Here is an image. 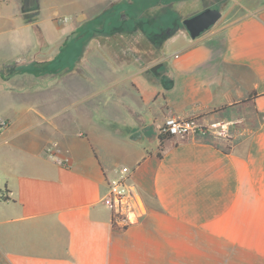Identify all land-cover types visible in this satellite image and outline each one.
Instances as JSON below:
<instances>
[{
	"label": "crops",
	"instance_id": "obj_1",
	"mask_svg": "<svg viewBox=\"0 0 264 264\" xmlns=\"http://www.w3.org/2000/svg\"><path fill=\"white\" fill-rule=\"evenodd\" d=\"M125 1L0 2V264H170V234L264 264V6L161 47L126 45L121 27L79 36ZM169 115L224 123L225 136L159 152ZM122 167L153 232L112 222Z\"/></svg>",
	"mask_w": 264,
	"mask_h": 264
},
{
	"label": "rangeland",
	"instance_id": "obj_2",
	"mask_svg": "<svg viewBox=\"0 0 264 264\" xmlns=\"http://www.w3.org/2000/svg\"><path fill=\"white\" fill-rule=\"evenodd\" d=\"M119 4L117 2L111 3L108 9L106 8V12H102L100 16L95 17L84 26H88L91 30L99 32V28L112 26L117 23L115 19L113 22L114 15L110 16V12H107L109 9H111V12H115L116 16L124 14L125 19L123 21L125 23H121L119 27L126 33L127 38L123 39L127 43L126 45L132 47L135 42L146 40V36L142 32L143 30L137 26L142 15L148 13L147 11H152V9L158 10V15L161 16L160 24L162 27L167 26L161 29L157 35L158 39H160L157 41V45L161 47L167 37L170 38L178 30L185 31L181 21L190 15L193 16L199 13L205 8H212L221 12L219 21L206 31L209 32L211 30L222 29L230 23L256 11L258 8L264 6V0H127ZM166 13H174L173 15L170 14L173 17L171 20L173 25L171 26L169 22L171 18L169 20L167 17L164 18ZM128 15L132 19L128 20ZM161 19L168 22L163 23ZM109 20L112 21L108 23ZM132 20L136 21L133 24L134 27L130 25ZM166 28L169 30L167 31ZM137 31L138 33L136 34ZM138 35L140 38L137 37ZM141 36L145 37L141 38ZM137 222L142 223L146 231H152L151 225L144 218L138 219ZM197 236L195 235L193 240H186L183 234H170V264H260L253 258L242 255L230 247L223 246L212 240H199ZM165 260L166 257H164Z\"/></svg>",
	"mask_w": 264,
	"mask_h": 264
},
{
	"label": "built area",
	"instance_id": "obj_3",
	"mask_svg": "<svg viewBox=\"0 0 264 264\" xmlns=\"http://www.w3.org/2000/svg\"><path fill=\"white\" fill-rule=\"evenodd\" d=\"M7 0H0L6 2ZM6 127V121L0 119V133ZM160 133L169 134L175 139H185L189 136H225L224 123L216 122L201 124L193 117L169 115L165 118ZM130 170L122 167L119 176L107 185L105 203L111 210L112 222L118 227H127L133 220L146 215V207L135 184L130 181Z\"/></svg>",
	"mask_w": 264,
	"mask_h": 264
},
{
	"label": "trees",
	"instance_id": "obj_4",
	"mask_svg": "<svg viewBox=\"0 0 264 264\" xmlns=\"http://www.w3.org/2000/svg\"><path fill=\"white\" fill-rule=\"evenodd\" d=\"M170 14H174V13H166L165 14V16H164V18H168V20H169V18H171L170 19V26L171 25H173L172 23H171V20L173 19V17L170 15ZM130 16H131V14H130ZM129 15H128V20L131 18L132 19V17H130ZM160 15H155L154 17H152V19L150 20L149 19V17H147V16H145V15H142V17L140 18V21L137 23V26L138 27H140L141 26V29L144 31L143 33L145 34V38L147 39L148 37H151V38H153V41H159L160 39H158V37H157V35L159 34V32H160V30L161 29H164L165 27H167V26H164V27H162V25L160 24ZM120 17L119 16H115L114 18H113V22H114V19L117 21V23L116 24H114V25H112L113 27H119V25L121 24V23H123L124 21H123V19L122 20H120L119 19ZM164 19H161V22L163 21ZM112 20H109L108 21V23L109 22H111ZM136 21L135 20H132L130 23V25H131V27H134V23H135ZM166 21H163V23H165ZM168 22V21H167ZM166 22V23H167ZM125 23V22H124ZM145 24V25H144ZM136 26V25H135ZM108 27V26H107ZM91 29L88 27V28H85V29H83L80 33H79V36H81V35H85V34H87L86 32H90L88 35H91ZM99 33V32H98ZM99 34H103V33H99ZM173 137L171 136V135H169V134H164V133H159V135H158V141H159V144H158V150H159V152H161L162 150H163V146H164V143L166 142V141H169L170 139H172Z\"/></svg>",
	"mask_w": 264,
	"mask_h": 264
},
{
	"label": "water",
	"instance_id": "obj_5",
	"mask_svg": "<svg viewBox=\"0 0 264 264\" xmlns=\"http://www.w3.org/2000/svg\"><path fill=\"white\" fill-rule=\"evenodd\" d=\"M221 18V12L216 9L206 8L199 13L185 18L182 21L183 29L194 40L214 26Z\"/></svg>",
	"mask_w": 264,
	"mask_h": 264
},
{
	"label": "flooded vegetation",
	"instance_id": "obj_6",
	"mask_svg": "<svg viewBox=\"0 0 264 264\" xmlns=\"http://www.w3.org/2000/svg\"><path fill=\"white\" fill-rule=\"evenodd\" d=\"M182 22V21H181Z\"/></svg>",
	"mask_w": 264,
	"mask_h": 264
}]
</instances>
